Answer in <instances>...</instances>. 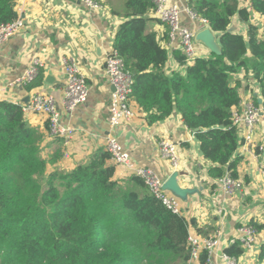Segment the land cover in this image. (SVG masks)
Here are the masks:
<instances>
[{"label": "trees", "instance_id": "obj_1", "mask_svg": "<svg viewBox=\"0 0 264 264\" xmlns=\"http://www.w3.org/2000/svg\"><path fill=\"white\" fill-rule=\"evenodd\" d=\"M188 4L208 20L219 38L221 56L210 53L189 64L187 56L176 51L174 58L185 70L168 75L169 53L157 33L147 31L150 0L125 1V21L114 50L134 77L130 103L134 101L148 124L178 112L212 164L209 177L238 178L240 139L232 113L241 97L234 75L244 70L254 74L264 99V27L261 32L251 23L248 8L262 17L264 26V0ZM16 6V0H0V26L18 18ZM234 18L248 26L246 36L228 31ZM43 83L42 70L24 89L31 92ZM43 138L26 120L22 105L0 101V264L190 263L191 229L197 236L204 232L195 220L166 208L142 178L118 179V166L108 150L96 151L89 162L69 172L54 167L59 156L43 157ZM217 185L212 184V190ZM244 252L240 242L224 250L235 258ZM207 258L202 252L197 264Z\"/></svg>", "mask_w": 264, "mask_h": 264}, {"label": "crops", "instance_id": "obj_2", "mask_svg": "<svg viewBox=\"0 0 264 264\" xmlns=\"http://www.w3.org/2000/svg\"><path fill=\"white\" fill-rule=\"evenodd\" d=\"M125 1L99 0L97 2L104 9L90 11L78 0H16V9H23L25 26L0 49V101L24 105V100L35 92L50 93L56 97L59 111L63 113V125L76 130L68 142L50 136L46 128L47 116L25 114L30 125L39 129L44 136L41 149L45 158L59 156L53 163L54 167L69 172L78 164L89 162L96 151L107 150L106 142L111 136L116 137L124 150L132 154V161L137 168L152 169L165 182L174 172H180L179 185L185 189L198 190L187 202L180 200L182 215L189 221L197 222L204 231L201 237H219L221 240L220 248L211 259L212 264H225L224 250L232 246V240L241 237L240 229L253 226L252 222L260 226L261 230H257L255 244L237 258L238 264H264V257L261 258L264 252L263 154L256 157L258 153L254 148L239 147L236 155L241 161L237 173L238 179L244 182V188L236 195L227 197L218 182L209 177L212 164L204 159L195 132L186 127L178 112L165 121L150 125L133 101L131 107L136 117L124 122L119 128L110 127L109 107L114 92L105 74V62L108 54L114 50L116 33L125 21ZM185 1L189 3V0ZM171 2L184 4L182 0ZM248 8L252 12L251 23L262 32V17L251 11L250 5ZM148 17L151 19L147 23L148 31L157 33L162 46L169 53L166 73H184L185 68L180 67L174 58L176 51L181 52L179 44L170 43L167 26L154 16L153 11ZM181 25L195 34L205 29L185 14ZM232 27L236 28L234 33L246 36L248 26L238 18H234ZM196 48L199 52L197 57L211 56L204 45H197ZM36 57L46 62L44 83L27 92L18 81ZM64 59L74 60L89 87L87 102L79 106L71 116L65 113L61 104L66 85L62 64ZM48 78H52L53 83L48 82ZM253 78L252 73L248 74L245 70L234 75L241 100L255 101L261 98L256 97L257 82ZM237 129L239 138L243 139L246 128L241 126ZM163 139H170L178 147L180 165L176 169L159 155L158 143ZM254 142L257 146H264V121L257 127ZM132 175L134 172L127 168L118 167L116 172L118 179H128ZM216 183L217 187L212 190L211 185ZM191 235L198 234L191 229Z\"/></svg>", "mask_w": 264, "mask_h": 264}, {"label": "built area", "instance_id": "obj_3", "mask_svg": "<svg viewBox=\"0 0 264 264\" xmlns=\"http://www.w3.org/2000/svg\"><path fill=\"white\" fill-rule=\"evenodd\" d=\"M78 1L83 3L90 11L104 9L102 4L96 0ZM150 1L153 5L154 16L168 28L170 43L177 42L181 52L187 56V62L189 64L193 63V60L197 57V52L194 48L196 34L181 25L182 15L185 14L193 22L200 23L202 29L209 27L208 20L199 17L189 5L185 7L182 4L173 3L171 0ZM17 12L18 18L15 21L0 26V49L13 37L19 34L25 26L22 18L23 9L18 7ZM62 64L66 77V85L61 104L65 113L71 116L79 106L87 102L89 87L85 76L81 73L79 66L74 60L64 59ZM45 67L46 62L36 57L28 65L24 76L19 79L18 84L24 87L33 83ZM105 74L110 83L115 87V92L112 95L109 107V124L112 129H116L121 127L124 122H129L136 117V112L131 107L130 103L134 77L127 69L125 61L115 50L108 54L106 58ZM252 76L254 77V74H252ZM256 93V97L260 96L263 99L262 85L259 83L256 84ZM22 107L24 114L30 113L48 117V130L52 138H62L68 142V140L74 136L76 130L63 125V113L59 111L58 101L53 94L35 92L30 95L29 103L22 105ZM232 119L237 128L241 126L246 128L243 139L239 138V147L254 148L256 153H258L256 157L260 154L264 155V146H257L254 142L257 127L264 121V105L261 106L258 103L256 104V100H241L239 106L233 110ZM106 148L111 154V160L115 165L133 171L134 175L143 179L150 192L159 199L166 208L175 214H183L180 199L163 189L165 181H163L152 169L144 167L137 168L132 161V154L124 150L116 137H108ZM158 151L162 160L170 162L175 169L179 167L180 157L178 147L173 141L170 139L161 140L158 143ZM262 170L264 171V164L262 165ZM217 182L227 197L236 195L244 188V182L241 179L234 178L231 174H226L225 177ZM240 233L241 237L238 240H232L230 245L240 242L244 249H248L255 244L258 233L255 227L244 226L240 229ZM189 243L192 249L189 264L198 262L200 254L204 251L207 252L208 258L203 264H212L211 259L216 250L221 246L219 237L204 238L191 234L189 236ZM223 260L225 264H238L237 258L231 257L225 253L223 255Z\"/></svg>", "mask_w": 264, "mask_h": 264}, {"label": "water", "instance_id": "obj_4", "mask_svg": "<svg viewBox=\"0 0 264 264\" xmlns=\"http://www.w3.org/2000/svg\"><path fill=\"white\" fill-rule=\"evenodd\" d=\"M182 2L184 3L183 5L185 7L188 6V3L185 0H182ZM228 31L230 33H234L236 31V28L231 27ZM218 39H219L218 36L210 28H205L201 31H198L195 35V43H200L204 45L210 51L211 54L221 56L223 52L218 42ZM47 81L53 83L52 78H48ZM112 92H115L114 86L112 88ZM29 101H30V97H27L24 100V103L28 104ZM257 103L263 106L264 100L262 98H258ZM179 176H180V172L178 171L174 172L172 176L164 183L163 189L166 192H169L175 197L179 198L182 202H187L189 197L198 193V190L182 188L178 182Z\"/></svg>", "mask_w": 264, "mask_h": 264}, {"label": "rangeland", "instance_id": "obj_5", "mask_svg": "<svg viewBox=\"0 0 264 264\" xmlns=\"http://www.w3.org/2000/svg\"><path fill=\"white\" fill-rule=\"evenodd\" d=\"M147 31H148V29H147ZM148 32H150V31H148ZM197 45H200V43H195L194 42V48H195L196 52H197V48H196ZM197 54H199V52H197ZM179 156H180V154H179ZM43 157H45V156L43 155Z\"/></svg>", "mask_w": 264, "mask_h": 264}, {"label": "bare ground", "instance_id": "obj_6", "mask_svg": "<svg viewBox=\"0 0 264 264\" xmlns=\"http://www.w3.org/2000/svg\"><path fill=\"white\" fill-rule=\"evenodd\" d=\"M207 28H209V27H207Z\"/></svg>", "mask_w": 264, "mask_h": 264}]
</instances>
